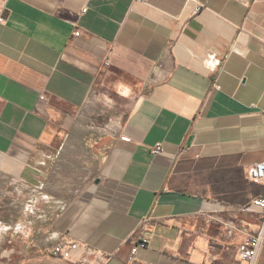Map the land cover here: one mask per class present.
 Masks as SVG:
<instances>
[{"label": "crops", "instance_id": "0c3cea01", "mask_svg": "<svg viewBox=\"0 0 264 264\" xmlns=\"http://www.w3.org/2000/svg\"><path fill=\"white\" fill-rule=\"evenodd\" d=\"M104 87L127 105L82 191L67 145ZM259 161L264 0H0V171L35 194L0 264H76L61 241L110 264H241Z\"/></svg>", "mask_w": 264, "mask_h": 264}, {"label": "rangeland", "instance_id": "374dc122", "mask_svg": "<svg viewBox=\"0 0 264 264\" xmlns=\"http://www.w3.org/2000/svg\"><path fill=\"white\" fill-rule=\"evenodd\" d=\"M98 91L99 94L90 97L84 109V119L73 125V134L67 145L68 148L78 150L80 153L75 159L80 172L75 173L78 180L73 175V184L77 181L79 186V178L82 179V191L95 184L113 144L111 136L106 137L105 134L117 132L115 119L124 115L127 105V100L115 94L111 88L104 87ZM111 127L115 128V131L114 129L111 131ZM74 190L80 195L79 188L60 190V193L65 196L68 192L67 197L71 200L75 198V192L69 191ZM34 195L25 181L19 180L13 174L0 171V259L4 255L3 252L10 250L13 245V230L27 222L28 214L31 212L29 199Z\"/></svg>", "mask_w": 264, "mask_h": 264}, {"label": "built area", "instance_id": "2783aa9c", "mask_svg": "<svg viewBox=\"0 0 264 264\" xmlns=\"http://www.w3.org/2000/svg\"><path fill=\"white\" fill-rule=\"evenodd\" d=\"M76 36H80V32H76ZM106 65H108V62ZM160 147L161 146L159 145L155 148V153L161 151ZM248 180L254 185L264 186V161L255 162L249 167ZM252 205L264 212V197L260 196L254 198L252 200ZM144 222L146 225H149V221L145 220ZM148 243L149 239L147 237L137 242L132 247L129 260L134 261L138 252L147 248ZM81 249L82 248L78 243L61 241L51 249L50 253L54 257L63 258L76 264H110L112 260L111 256H98L91 259L93 252H91L88 248H84L81 253ZM238 249L241 264H256L260 251L264 249V218L259 231L255 233H246Z\"/></svg>", "mask_w": 264, "mask_h": 264}]
</instances>
